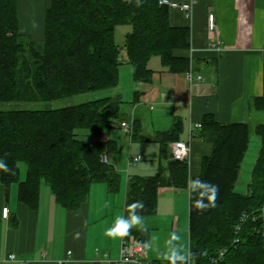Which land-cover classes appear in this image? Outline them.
I'll list each match as a JSON object with an SVG mask.
<instances>
[{
  "label": "trees",
  "instance_id": "trees-1",
  "mask_svg": "<svg viewBox=\"0 0 264 264\" xmlns=\"http://www.w3.org/2000/svg\"><path fill=\"white\" fill-rule=\"evenodd\" d=\"M169 11L159 0H50L44 39L36 42L19 30L18 0H0V102H53L115 87L122 48L137 82L152 79L153 57L170 71L185 72L190 59L174 52L190 47V29L172 26ZM120 24L131 26L123 47L115 39ZM123 104L113 96L60 107L0 109V162L10 169L0 170L6 193L18 182L20 200L37 209L45 182L59 204L74 210L87 201L93 183L104 182L117 191L121 175L114 163L102 160L116 152L117 143L103 136L122 114ZM252 104L264 111V93ZM201 124L199 135L214 147L203 158L200 175L191 178L189 162L171 155L169 144L180 140L183 131L178 119L157 134L160 160L167 165L161 163L151 176H129L124 217L135 202L143 204L138 215H155L163 188L189 189V249L197 262L205 264L225 250L221 264H264V240L254 227L259 221L250 215L236 233L241 215L257 214L264 204V123L254 129L260 146L244 193L235 187L251 144L249 124L222 123L211 114ZM140 129L135 119L132 139ZM78 130L88 131L84 134L92 138L81 137ZM21 163L26 165L23 181ZM196 181L218 187L215 207H195L203 191ZM130 230L149 243V230Z\"/></svg>",
  "mask_w": 264,
  "mask_h": 264
},
{
  "label": "crops",
  "instance_id": "crops-1",
  "mask_svg": "<svg viewBox=\"0 0 264 264\" xmlns=\"http://www.w3.org/2000/svg\"><path fill=\"white\" fill-rule=\"evenodd\" d=\"M49 5L50 0H18L20 32L42 41ZM209 13H214L220 29L225 47L222 53L209 48L215 38L208 27ZM169 18L172 26L190 29V47L174 53L188 57L196 71L203 75V80L190 84L185 72L170 71L161 64L159 57H155L158 63L151 65L155 58L151 59L152 79L136 81L138 88L132 102L126 107L123 104L121 113L124 115L118 118L121 122L126 116V119L134 117L141 124V131L135 139L130 136L128 158L123 156L118 161V144L116 152L109 155V161L121 175L117 191H111L107 183H93L87 201L78 209L70 210L59 204L49 185L42 182L38 208L32 209L20 200L18 182L10 185L7 194L0 181V259L10 253H15L18 259L5 264H22L20 260L24 264H59L62 260L65 261L62 264H105L104 254L112 260L117 259L122 237L112 238L105 233L117 217L124 216L129 176H151L158 172L161 163L167 165L166 160H160L157 134L169 130L176 120H182L180 139L191 144L189 168L190 177L194 178L200 175L203 158L210 156L214 147L211 141L199 135V128L194 129V137L190 136L191 128L201 123L205 115L211 114L222 123H248L252 131L257 124L264 123V111L253 109L252 104L254 98L264 93V0H197L191 19L179 9H171ZM121 51L128 75L127 52L124 48ZM131 74L133 76V69ZM147 121L151 122L150 130ZM103 137L112 139L113 134L106 131ZM143 148L157 151L158 162L136 166L137 170L131 173L130 167L141 162L143 157L132 164L130 158L141 155L139 151ZM21 164L20 180L23 181L26 165ZM123 169H128L129 173L125 175ZM6 206L8 217L3 216ZM189 207V189L163 188L158 193L157 212L151 216L153 224L158 225L161 217L168 216V226L176 231L181 222L180 213ZM68 251L71 254L67 255ZM147 254L150 261L160 263L159 255Z\"/></svg>",
  "mask_w": 264,
  "mask_h": 264
},
{
  "label": "rangeland",
  "instance_id": "rangeland-1",
  "mask_svg": "<svg viewBox=\"0 0 264 264\" xmlns=\"http://www.w3.org/2000/svg\"><path fill=\"white\" fill-rule=\"evenodd\" d=\"M131 30V26L129 24H120L116 27L115 29V39L117 44H119L121 47H123L125 43V37L126 34ZM39 42V41H36ZM121 75L119 78V83L115 87H110V88H104L100 90H95V91H90L87 93L79 94L74 97L66 98V99H61V100H56L53 102H26V101H20V102H11V103H6V102H0V109H8V108H29V109H41V108H50V107H60V106H65V105H72V104H78L86 101H93L105 97H113V96H119L123 102H124V107L127 105L131 104L135 90L138 88L136 85L138 84L136 80L134 79V70H133V76L131 74V71L133 69L132 64H128L130 68V74L127 75V73L124 70V62L126 61L124 59V54H122L121 51ZM155 58V57H154ZM153 58V59H154ZM158 60L155 58L154 62L151 63V65H154ZM158 63V62H157ZM124 114L120 115V118L122 119ZM127 118V116H126ZM126 118H124L126 120ZM123 119V120H124ZM122 120V121H123ZM116 121L119 122L117 119ZM115 123V122H114ZM113 123L114 126L109 128L107 131L109 133L113 134L112 139L117 141L118 144V154L117 159L118 161L122 160L123 156H126L128 158L129 150H130V136L127 135V133L120 127V122L116 126ZM250 126V125H249ZM151 122L147 121V129L150 130L151 128ZM252 127L250 126V131H251V144L249 147V150L245 156L243 165H242V170H241V175L239 178V181L236 185V191L244 193L247 190L248 183L250 182L251 179V172L253 165L256 160V156L258 153V149L260 146V141L258 137L255 135V131H252ZM78 133L82 134L80 135L81 137H84L85 139H90L92 138L91 134H84L88 133L86 130H78ZM138 143V142H137ZM137 145V144H136ZM135 145V147H136ZM138 145H144L145 144H138ZM136 150V149H135ZM140 156L143 157V160L141 162L135 163L130 167L131 173L134 172L136 169V166H141L144 163L148 165H155L158 162L159 154L157 151L152 150L151 148H143V150L139 151ZM119 155H122L121 158ZM138 156V155H137ZM125 157V161H128L127 158ZM136 157V156H134ZM22 165V164H21ZM24 165V164H23ZM128 170V169H127ZM126 169H123V173L127 175ZM122 173V174H123ZM135 175V174H134ZM188 212L184 211L181 214V222L178 223V226H176V231H173L171 226H168V216H163L160 218V222L158 225L153 224V220L151 216H141L142 221H143V226L142 227H133L132 229H137V230H144L147 229L149 230L150 234V242L151 247L146 248L147 253H155L160 256L159 261L161 264H169V262L165 259H163V253L167 251V246H166V241L170 238L172 233H176L181 237V240L177 242L179 246H181L183 249L188 250L189 245V235H188ZM172 224V223H171ZM173 225V224H172ZM157 239H153V238ZM148 243V244H149ZM154 254V255H155ZM152 257V256H151Z\"/></svg>",
  "mask_w": 264,
  "mask_h": 264
},
{
  "label": "built area",
  "instance_id": "built-area-1",
  "mask_svg": "<svg viewBox=\"0 0 264 264\" xmlns=\"http://www.w3.org/2000/svg\"><path fill=\"white\" fill-rule=\"evenodd\" d=\"M197 0H191L188 2H179L175 0H159V3L163 6H167L171 9H179L182 11L187 19H191L193 17L194 5ZM208 27L211 32L214 33L215 38L209 44V48L217 53H222L225 50L223 46V42L221 39V33L219 26L216 22L214 13H209L208 15ZM186 78L190 84H193L195 81L203 80V75L196 71L193 63H190L189 68L185 71ZM133 122L134 117L130 119H126L120 122V127L124 129V131L131 136L133 133ZM201 123H196L194 127L191 128L190 136L194 137V129L201 128ZM171 155L174 159L181 161H190V153H191V144L189 141L185 140H176L172 141L170 144ZM141 159V156L138 155L136 157L130 158V163H134ZM102 160L109 163V159L107 156H102ZM255 213H247L244 212L240 217V223L236 227V233L238 234L241 230L244 222L250 217V215L254 216V220L259 221L258 226L255 227V231H257L264 240V204L260 208V211ZM9 208L6 206L3 208V216L8 217ZM238 239H235L237 242ZM147 245L143 242L139 237L131 232L129 229L128 234L122 237L120 244V253L119 257L115 260L109 258L108 254H104V263L105 264H161L158 262H153L148 259V254L146 252ZM71 254V251H68L67 255ZM225 250H220L218 255L213 256L210 260L205 264H221L224 260ZM17 256L15 253H10L6 258L0 259V264H5L7 261H17ZM22 264H24L23 260H20ZM65 261H60L59 264L64 263ZM193 264H200L194 259Z\"/></svg>",
  "mask_w": 264,
  "mask_h": 264
},
{
  "label": "clouds",
  "instance_id": "clouds-1",
  "mask_svg": "<svg viewBox=\"0 0 264 264\" xmlns=\"http://www.w3.org/2000/svg\"><path fill=\"white\" fill-rule=\"evenodd\" d=\"M0 170L4 172H9L10 169L6 164L0 162ZM199 188L203 189L200 193L201 198L196 200L195 207L197 209L203 210L207 208H213L216 206V198L218 196V187L215 185L208 184L206 182L196 181ZM207 200V203L204 200ZM143 208V204L140 202H135L129 205L127 217L120 216L116 218L114 225L106 230L105 235L116 238L124 237L128 234L129 229L133 227H142L143 221L142 217L137 214V209ZM157 239V238H153ZM181 240V237L176 233H172L170 238L166 241L167 251L163 253V259L167 260L169 264H193L194 256L191 250H185L177 244ZM146 248L151 247V243L145 245Z\"/></svg>",
  "mask_w": 264,
  "mask_h": 264
},
{
  "label": "bare ground",
  "instance_id": "bare-ground-1",
  "mask_svg": "<svg viewBox=\"0 0 264 264\" xmlns=\"http://www.w3.org/2000/svg\"><path fill=\"white\" fill-rule=\"evenodd\" d=\"M134 131V130H133Z\"/></svg>",
  "mask_w": 264,
  "mask_h": 264
}]
</instances>
